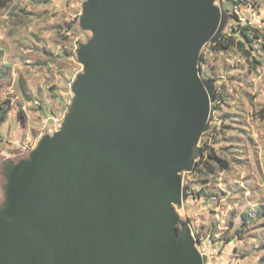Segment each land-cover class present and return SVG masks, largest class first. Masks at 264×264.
Listing matches in <instances>:
<instances>
[{"label": "water", "instance_id": "water-1", "mask_svg": "<svg viewBox=\"0 0 264 264\" xmlns=\"http://www.w3.org/2000/svg\"><path fill=\"white\" fill-rule=\"evenodd\" d=\"M217 1L83 3L67 113L0 161V264H206L174 206L215 100L199 65L229 22Z\"/></svg>", "mask_w": 264, "mask_h": 264}, {"label": "rangeland", "instance_id": "rangeland-1", "mask_svg": "<svg viewBox=\"0 0 264 264\" xmlns=\"http://www.w3.org/2000/svg\"><path fill=\"white\" fill-rule=\"evenodd\" d=\"M85 1L0 0V161L25 157L56 126L42 121L67 113L82 72L76 52L91 37L80 27ZM225 2H216L229 16L222 34L235 21ZM246 2L264 13V0ZM250 52L201 51V78L215 87L201 137L210 157L181 174L189 196L174 207L177 228L191 225L206 264H264V52L259 43Z\"/></svg>", "mask_w": 264, "mask_h": 264}, {"label": "trees", "instance_id": "trees-1", "mask_svg": "<svg viewBox=\"0 0 264 264\" xmlns=\"http://www.w3.org/2000/svg\"><path fill=\"white\" fill-rule=\"evenodd\" d=\"M240 1L238 0H226V3H229L231 6H233L234 4H238ZM254 43H259L263 52H264V36L261 33V30L258 29H248L246 27H240L235 21H233V24L231 25V27L229 28V32L222 34V36L220 37V39L215 43V44H208L207 46L209 47V50L212 53H220V52H224V51H228L231 49H238L240 50L242 53H244V55L246 57H250L251 56V52L253 50V45ZM204 63V60L201 59V64ZM201 75H203L201 73ZM18 121L21 125L24 124V119L21 115L18 116ZM206 136V135H205ZM207 136L204 137L201 141H200V148H201V160H205L206 157H210V155H208L207 153ZM205 153L207 154L205 157ZM199 161V163H197V167H200L201 162L203 161ZM195 194V198H199L200 197V192L198 193H194ZM203 194V193H202Z\"/></svg>", "mask_w": 264, "mask_h": 264}, {"label": "built area", "instance_id": "built-area-1", "mask_svg": "<svg viewBox=\"0 0 264 264\" xmlns=\"http://www.w3.org/2000/svg\"><path fill=\"white\" fill-rule=\"evenodd\" d=\"M236 1V0H235ZM240 1L238 4H234L230 11V15L235 19V22L240 27H246L248 29H258L261 30L262 26H264V22L262 16H264L263 11H261L260 7H255L246 2V0H238ZM51 122L54 125H59L61 120L56 117L51 116L49 119H44L42 123L48 124Z\"/></svg>", "mask_w": 264, "mask_h": 264}]
</instances>
